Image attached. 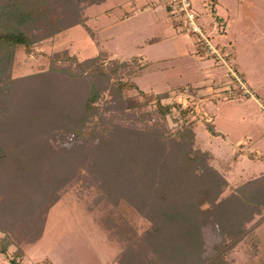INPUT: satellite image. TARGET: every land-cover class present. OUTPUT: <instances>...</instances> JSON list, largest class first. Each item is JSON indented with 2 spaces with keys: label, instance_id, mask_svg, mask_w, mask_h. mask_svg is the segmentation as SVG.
<instances>
[{
  "label": "rangeland",
  "instance_id": "obj_1",
  "mask_svg": "<svg viewBox=\"0 0 264 264\" xmlns=\"http://www.w3.org/2000/svg\"><path fill=\"white\" fill-rule=\"evenodd\" d=\"M191 1L202 31L223 50V61L200 54L196 36L172 24L162 0H104L83 10L84 23L42 38L41 28H33L38 36L35 51L28 54L18 49L13 74L43 67L48 70L46 76H37L43 85L61 88L65 81L52 86L47 77L60 64L51 62L46 54L67 50L84 58L105 51L106 59L130 61V68L136 69L132 78L141 89L167 92L162 100L173 106L166 126L175 140L180 131L193 130L191 148L215 188L209 219L203 223L194 199L188 203L180 197L151 200L150 209L143 199L134 202L128 209L126 239L117 232L120 245L111 242L117 248L119 264H206L216 248L241 232L242 238L224 259L230 264H264V0ZM153 37L157 38L148 40ZM66 88L71 92L70 84ZM60 93L70 96L66 91ZM19 94L11 101L18 110V104L24 103L21 91ZM1 120L4 144L11 137L18 142L31 140L30 130L23 125H6ZM208 123L221 133L208 131ZM42 135L37 130L35 137ZM69 140L75 139L59 134L50 144L56 150L50 163L53 178L62 170L59 168L72 163L63 145ZM250 152H255L252 157ZM5 184L0 179V193ZM0 199L4 203L6 197L2 194ZM87 200L86 191L72 187L53 204L42 236L25 246L21 264L47 257L55 264H104V244H110L100 224H110L108 214L99 204L89 210ZM109 226V231L115 230L114 225ZM4 232L0 227V236ZM14 248L10 245L9 252ZM0 264H12L2 252Z\"/></svg>",
  "mask_w": 264,
  "mask_h": 264
},
{
  "label": "trees",
  "instance_id": "obj_2",
  "mask_svg": "<svg viewBox=\"0 0 264 264\" xmlns=\"http://www.w3.org/2000/svg\"><path fill=\"white\" fill-rule=\"evenodd\" d=\"M102 1L0 0V120L23 125L31 138L18 142L11 137L7 144L0 140V179L6 182L0 193L6 197L4 203L0 199V227L5 231L0 236V252L12 264H20L25 246L42 236L49 209L72 187L86 191L89 210L98 204L106 210L110 223L106 227L114 225L115 230L109 231L103 224L100 230L118 246L115 233L126 239L128 209L134 202L143 199L150 209L151 200L180 197L188 203L194 199L203 223L215 203V188L191 148L193 130L180 131L175 140L166 126L173 106L162 100L167 92L141 89L132 78L136 69L130 68L127 59H106L105 51L84 58L67 50L46 54L51 62L60 64L47 77L52 86L65 81L61 88L43 85L37 77L46 76L48 70L43 67L13 74L18 49L28 54L35 51L38 36L33 28H41L42 38L84 23L83 10ZM19 91L24 103L18 104V110L11 101ZM59 91L70 96L65 98ZM180 112L186 114L185 109ZM207 129L221 133L210 123ZM35 130L44 135L35 137ZM59 134L75 139L63 144L72 163L59 168L62 170L53 178L50 163L56 150L50 144ZM206 202L209 205L204 207ZM242 236L237 233L225 241L207 257L206 264H230L224 255ZM10 245L15 248L9 252ZM35 264L53 263L43 259Z\"/></svg>",
  "mask_w": 264,
  "mask_h": 264
},
{
  "label": "built area",
  "instance_id": "obj_3",
  "mask_svg": "<svg viewBox=\"0 0 264 264\" xmlns=\"http://www.w3.org/2000/svg\"><path fill=\"white\" fill-rule=\"evenodd\" d=\"M162 4L165 5L173 25L186 34L196 36L195 40L198 41L199 47L202 49L200 54L214 59H221V61L224 60L223 52H221L223 50L220 47L218 48L212 42L210 36L202 31L197 20L198 14L191 0H162Z\"/></svg>",
  "mask_w": 264,
  "mask_h": 264
},
{
  "label": "crops",
  "instance_id": "obj_4",
  "mask_svg": "<svg viewBox=\"0 0 264 264\" xmlns=\"http://www.w3.org/2000/svg\"><path fill=\"white\" fill-rule=\"evenodd\" d=\"M134 2H135V0H134ZM134 2H133V3H134ZM218 2H219V1H218ZM218 2H217V3H218ZM217 3H216V4H217ZM152 4H153V3H152ZM152 4H151V5H152ZM216 4H215V7H216ZM147 6H148V4L143 5L142 8H145V7H147ZM152 7H153V5H152ZM154 7H156V6H154ZM124 15H125V14H124ZM171 35H172V34H171ZM156 38H157V37H153V38H151V39L149 38L148 40H154V39H156ZM148 40H147V41H148ZM101 234L103 235V233H101ZM103 237H104V236H103ZM38 240H39V239H38ZM38 240H37V241H38ZM37 241H36V242H37ZM36 242H35V243H36ZM107 243L110 244V247H109V246H106V244H104V246H105L106 249H107V250H106V252H107V253H106V262H105L104 264H119V263L116 261V259H115V258H116V253H117V248H116V246H115L114 244H112L111 241H109V240H107ZM107 247H108V248H107ZM25 254H26V253H24L23 258L25 257ZM8 258H9V257H8ZM23 258H22V259H23ZM22 259L20 260V264H21ZM43 259H48V260H50L53 264H55V263L53 262V260H51V259L48 258V257H47V258H43ZM36 262H37V261H35V263H36ZM35 263H34V264H35Z\"/></svg>",
  "mask_w": 264,
  "mask_h": 264
}]
</instances>
